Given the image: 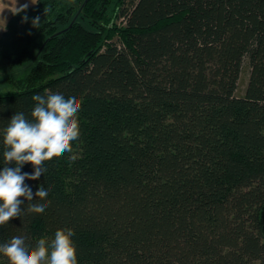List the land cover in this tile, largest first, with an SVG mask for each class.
<instances>
[{
    "label": "trees",
    "instance_id": "16d2710c",
    "mask_svg": "<svg viewBox=\"0 0 264 264\" xmlns=\"http://www.w3.org/2000/svg\"><path fill=\"white\" fill-rule=\"evenodd\" d=\"M70 1L38 0L39 28L4 55L0 170L33 95L82 107L72 150L25 181L52 186L48 207L25 202L0 244L70 228L78 264H264V0Z\"/></svg>",
    "mask_w": 264,
    "mask_h": 264
},
{
    "label": "clouds",
    "instance_id": "9594fccd",
    "mask_svg": "<svg viewBox=\"0 0 264 264\" xmlns=\"http://www.w3.org/2000/svg\"><path fill=\"white\" fill-rule=\"evenodd\" d=\"M28 7L25 4L20 11ZM27 21V17L23 18ZM40 17L32 20L39 28ZM35 106L30 118L15 113L2 130L4 165L0 170V226L20 218L27 202L28 213H43L48 207L46 197L51 190L39 186L33 193L26 180H38L46 171L44 163L72 150V143L81 135L78 114L82 101L61 93L32 96ZM31 164V173L22 172ZM12 165V166H9ZM35 197V198H34ZM44 203H30L36 198ZM74 230L57 229L50 241L41 238L33 246L26 236H14L0 244V256L7 264H78Z\"/></svg>",
    "mask_w": 264,
    "mask_h": 264
},
{
    "label": "rangeland",
    "instance_id": "374dc122",
    "mask_svg": "<svg viewBox=\"0 0 264 264\" xmlns=\"http://www.w3.org/2000/svg\"><path fill=\"white\" fill-rule=\"evenodd\" d=\"M70 1V0H69ZM72 1H70L71 3ZM27 4L28 7L24 11L20 9ZM38 4V0H0V77L11 74L4 58L7 53L15 52L22 49L26 45V40L22 34L32 32V26L28 22L29 10ZM27 17V21L23 18ZM116 25L123 26L121 20ZM38 35V34H37ZM17 72V71H16ZM15 73V72H14ZM250 77L249 61L245 60L240 75L237 97H244L247 84ZM50 241V240H49Z\"/></svg>",
    "mask_w": 264,
    "mask_h": 264
},
{
    "label": "water",
    "instance_id": "95a60500",
    "mask_svg": "<svg viewBox=\"0 0 264 264\" xmlns=\"http://www.w3.org/2000/svg\"><path fill=\"white\" fill-rule=\"evenodd\" d=\"M5 77H7V76H5Z\"/></svg>",
    "mask_w": 264,
    "mask_h": 264
}]
</instances>
